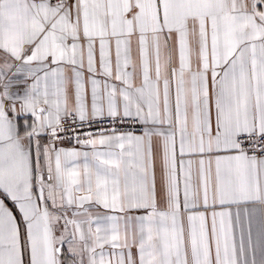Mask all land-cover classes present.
Listing matches in <instances>:
<instances>
[{"label": "snow or ice", "instance_id": "snow-or-ice-1", "mask_svg": "<svg viewBox=\"0 0 264 264\" xmlns=\"http://www.w3.org/2000/svg\"><path fill=\"white\" fill-rule=\"evenodd\" d=\"M0 264H264V0H0Z\"/></svg>", "mask_w": 264, "mask_h": 264}]
</instances>
